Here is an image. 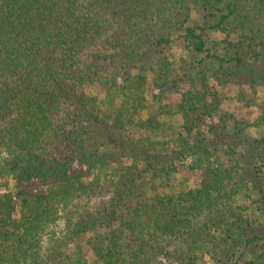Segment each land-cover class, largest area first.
Returning <instances> with one entry per match:
<instances>
[{"label": "trees", "instance_id": "16d2710c", "mask_svg": "<svg viewBox=\"0 0 264 264\" xmlns=\"http://www.w3.org/2000/svg\"><path fill=\"white\" fill-rule=\"evenodd\" d=\"M249 64L264 0H0V264H87L85 246L94 264H245L254 242L260 263L244 225L264 207L246 175L264 138L241 127L264 126V101L235 122L244 167L212 145Z\"/></svg>", "mask_w": 264, "mask_h": 264}, {"label": "rangeland", "instance_id": "374dc122", "mask_svg": "<svg viewBox=\"0 0 264 264\" xmlns=\"http://www.w3.org/2000/svg\"><path fill=\"white\" fill-rule=\"evenodd\" d=\"M193 17L196 19L198 14L193 12ZM214 36L221 38L224 34L223 33H214ZM164 48V47H163ZM166 53L174 56L175 60L178 62L177 64L180 65V58L186 54V46H185V39L180 36V33H176L172 36V41L170 44V48L166 49ZM181 66V65H180ZM179 66V67H180ZM254 70H251L252 66L246 65L242 70H238V78L235 83L229 82L227 87L229 88V91L227 95H225V98L221 102V108L225 112H229L232 114L231 116V122L229 123L227 129L225 130L224 136L225 139L222 141H216L215 144V151L222 157L224 161H228L230 158L233 159V163H239L241 166L243 163L240 161H237L239 154L242 152H245V148L243 144L240 142L241 139L240 136L236 137L235 131L237 126L235 122H239L242 125H246L247 122H252V120L255 118L256 110H257V103H261L264 101V74L261 73V71L264 68V65H254ZM180 72H183L182 69ZM223 77V76H222ZM224 78V77H223ZM250 78H255L254 84H252L249 80ZM253 85V87L251 85ZM86 92L88 94H96V88L87 85ZM182 88H186V84L182 85ZM238 89H242L241 91H245L246 100L239 101L236 98V91ZM147 96L150 98V94L147 93ZM247 100H252V104L246 105ZM149 115L148 110H144L142 112V116L145 118ZM162 120H166L168 122H173L177 127L182 123V118L180 116H172V118L169 117V115L165 114L162 117H160ZM178 121V122H177ZM242 132L245 136H248V138L256 139V138H264V126L263 127H255V126H247L241 127ZM228 141V143L224 142V140ZM218 142V143H217ZM236 144H239V146L236 148ZM253 144V143H251ZM232 147V148H231ZM214 151V152H215ZM251 164L248 168V173H246L247 176L251 177L253 180L252 182L256 184V193L257 195L264 200V181L263 176L257 171L256 169L259 168V166H263L264 164V144L260 150V156L257 155V153L252 154L251 156ZM256 168V169H255ZM240 169V168H239ZM259 170V169H258ZM262 170L264 171V166L262 167ZM194 176V175H193ZM254 209L256 208V205H254ZM252 210H249L247 214H250ZM261 213V217L257 219H250L251 224H245V233L254 235V234H264V207H262V211H259V215ZM261 245L260 242H254L253 244L249 245L248 248L245 250L247 254V259L245 264H264V256L261 257V261H257L256 259L253 260L254 256L250 254V252L256 250ZM88 246H85L82 250V259L87 258L88 262L87 264H94L95 259L92 255L88 254ZM71 249L74 250V246H71ZM85 257V258H83ZM85 264V263H84ZM170 264V263H169ZM210 264V263H209Z\"/></svg>", "mask_w": 264, "mask_h": 264}]
</instances>
